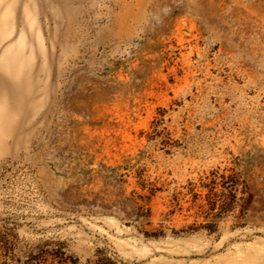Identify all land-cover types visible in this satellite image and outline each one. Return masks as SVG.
Returning a JSON list of instances; mask_svg holds the SVG:
<instances>
[{"label":"rangeland","instance_id":"1","mask_svg":"<svg viewBox=\"0 0 264 264\" xmlns=\"http://www.w3.org/2000/svg\"><path fill=\"white\" fill-rule=\"evenodd\" d=\"M0 239V264H264V0H0Z\"/></svg>","mask_w":264,"mask_h":264},{"label":"trees","instance_id":"2","mask_svg":"<svg viewBox=\"0 0 264 264\" xmlns=\"http://www.w3.org/2000/svg\"><path fill=\"white\" fill-rule=\"evenodd\" d=\"M211 178L209 182L203 183V186L208 188L205 193V205L207 206L208 213L217 209L213 214V217L220 218L224 213L231 210L234 207L235 201V190L237 189L238 179L233 175H225L224 173H218L216 170L211 172ZM217 186H220L219 191L216 190ZM197 193H193V201H196ZM251 195H249L247 200H250ZM202 207L203 204H199ZM138 217L144 216L142 213L137 214ZM213 223L207 224L209 231H213ZM1 241V239H0ZM24 258L21 256H15L13 253L12 246H5L4 256L5 260L1 264H7L10 261H14V264H47L48 255L54 259L58 257V264H80L77 258L72 256H65V251L59 250V252H50L47 249L42 248V246H36L29 248V250L24 251ZM53 260L50 261V263ZM103 264V263H99Z\"/></svg>","mask_w":264,"mask_h":264}]
</instances>
